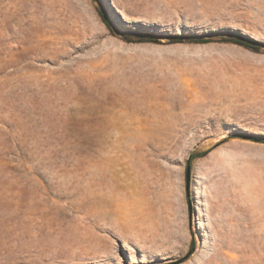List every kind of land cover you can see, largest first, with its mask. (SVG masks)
<instances>
[{"label": "rangeland", "instance_id": "rangeland-1", "mask_svg": "<svg viewBox=\"0 0 264 264\" xmlns=\"http://www.w3.org/2000/svg\"><path fill=\"white\" fill-rule=\"evenodd\" d=\"M222 68L264 81V0H0V264H264V113L141 127L144 85Z\"/></svg>", "mask_w": 264, "mask_h": 264}, {"label": "crops", "instance_id": "crops-1", "mask_svg": "<svg viewBox=\"0 0 264 264\" xmlns=\"http://www.w3.org/2000/svg\"><path fill=\"white\" fill-rule=\"evenodd\" d=\"M194 59L198 61L195 64H205L200 62L205 58ZM199 70L165 74L167 79L144 85L143 104L156 107L144 110L146 119L142 112L141 127L205 128L217 127L218 123L220 127H228L230 122L264 113V81L256 78V74L245 75L240 68L229 74V68H222L220 78L214 79ZM162 105L170 107L161 108Z\"/></svg>", "mask_w": 264, "mask_h": 264}, {"label": "trees", "instance_id": "trees-1", "mask_svg": "<svg viewBox=\"0 0 264 264\" xmlns=\"http://www.w3.org/2000/svg\"><path fill=\"white\" fill-rule=\"evenodd\" d=\"M99 14L102 19V21L113 31L116 32L115 26L113 25L108 13L105 9L100 8ZM125 38L129 39V41H139V42H150V41H158L160 37H162L160 34H151L147 33L145 35L138 36V38H130L128 35H124ZM166 38L169 39L170 42H191V43H209L213 41H219V42H227V43H235L238 45H242L244 47L259 50L261 47H263V43L259 40H256L252 37L246 36L242 33H238L231 36H222L218 39L211 38V37H205L202 35H190V36H176V35H167ZM206 154V151L203 152H191L187 162H186V173L188 175V170L192 168V162L194 159L198 157H202Z\"/></svg>", "mask_w": 264, "mask_h": 264}, {"label": "water", "instance_id": "water-1", "mask_svg": "<svg viewBox=\"0 0 264 264\" xmlns=\"http://www.w3.org/2000/svg\"><path fill=\"white\" fill-rule=\"evenodd\" d=\"M190 173H191V170L189 169V170H188V187H189V178H190Z\"/></svg>", "mask_w": 264, "mask_h": 264}]
</instances>
